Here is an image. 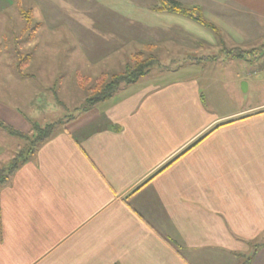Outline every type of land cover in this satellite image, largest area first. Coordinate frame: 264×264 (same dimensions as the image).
I'll list each match as a JSON object with an SVG mask.
<instances>
[{"label": "crops", "instance_id": "crops-1", "mask_svg": "<svg viewBox=\"0 0 264 264\" xmlns=\"http://www.w3.org/2000/svg\"><path fill=\"white\" fill-rule=\"evenodd\" d=\"M59 1L45 16L74 34L79 76L121 71L148 46L190 61L77 112L19 166L0 190V264H264V99H239L264 88L263 53L234 58L157 0ZM174 1L198 6L230 48L264 49V0ZM224 55L245 65L233 79L213 74Z\"/></svg>", "mask_w": 264, "mask_h": 264}, {"label": "rangeland", "instance_id": "rangeland-1", "mask_svg": "<svg viewBox=\"0 0 264 264\" xmlns=\"http://www.w3.org/2000/svg\"><path fill=\"white\" fill-rule=\"evenodd\" d=\"M60 4L59 0H0V121L5 125L11 126L3 116L10 111L26 118L29 125L37 122L43 126L57 121H61L60 125L63 124L77 113L76 108L89 97L90 88L101 73L89 71V68L86 74L79 76L71 71L70 57L82 56L75 43L74 34L69 32L65 23L49 27L48 17L44 12L45 7H60ZM221 38V46L225 52L243 53L250 58L260 50L264 57L262 48L247 46L239 52L240 48H230L232 43H226L224 36ZM145 50L146 48L143 52ZM181 51L182 49L176 48L166 56L159 54L160 60L165 61L160 68L170 70L187 66L190 59L187 53L184 56ZM200 51V54H209L210 57L222 53L218 48L213 50L203 47ZM152 53L156 54L155 51ZM25 56H29L30 63L27 67L23 65L24 62L19 61L20 57ZM225 56L227 55L222 58ZM222 58L214 64L213 74L218 71L225 73L227 79H233L235 72H243L245 69L242 61H232L229 56ZM18 67L25 74H36L35 79L29 76L19 78ZM183 74L178 72L175 76ZM80 77L87 78V81L81 83ZM46 86L55 89L49 94L44 89ZM239 99L248 102L262 101L264 88L256 93L240 95ZM28 150V139L10 136L0 128V169L10 166L19 154L24 155Z\"/></svg>", "mask_w": 264, "mask_h": 264}, {"label": "trees", "instance_id": "trees-1", "mask_svg": "<svg viewBox=\"0 0 264 264\" xmlns=\"http://www.w3.org/2000/svg\"><path fill=\"white\" fill-rule=\"evenodd\" d=\"M154 9L156 11L176 13L190 18L204 28L212 31L217 36L219 42L223 43L221 33L217 26L203 17L198 6H186L174 0H157V5ZM153 50L152 46H148L146 47L145 52L133 54L131 62L126 64L123 71L120 73L112 75L100 74L95 80L92 88H90L89 97L78 108H76L75 111L81 112L89 110L95 104L110 99L121 86L134 84L139 79L146 76L152 68L155 66H161L158 58L152 53ZM227 54L229 55L230 53L227 52ZM230 55L234 58H243L246 56L243 53ZM28 59L29 56L20 57L19 61L26 62ZM79 79H81V83L87 81V78L81 77ZM60 123L61 121H57L54 123H47L42 126L37 122H31L30 131L24 133L9 125H5L2 121H0V128L4 129L10 136L26 140L28 139L29 141V150L26 154H19L10 166L0 169V190L10 181L19 166L28 161L35 154L37 149L54 135L55 129L58 125H60ZM259 245H257L256 248ZM253 255L254 253L245 258L241 264H249Z\"/></svg>", "mask_w": 264, "mask_h": 264}]
</instances>
